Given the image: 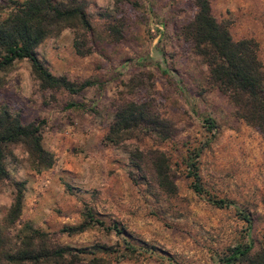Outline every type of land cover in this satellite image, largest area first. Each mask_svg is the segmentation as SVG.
Masks as SVG:
<instances>
[{
  "label": "rangeland",
  "instance_id": "1",
  "mask_svg": "<svg viewBox=\"0 0 264 264\" xmlns=\"http://www.w3.org/2000/svg\"><path fill=\"white\" fill-rule=\"evenodd\" d=\"M10 1L23 0H0V20ZM54 1H76L90 30L66 28L47 37L36 49L38 58L56 77L94 85L74 95L42 90L26 60L0 72L5 83L0 108L19 114L24 124L42 123V146L54 159L50 169L37 173L22 145L9 148L8 177L0 182L1 232L13 237L30 225L46 234L51 246L71 248L77 264H220L237 245L251 241L256 251L264 249V132L238 119L228 99L207 85V67L182 33L196 13L194 5L188 0ZM210 6L234 41L257 43L264 71V0H210ZM77 37L88 51L84 55L74 49ZM128 103L146 105L166 124L164 134L135 132L107 143L115 113ZM207 119L216 129L207 128ZM211 135L198 159L199 174L206 194L231 201L228 208L195 194L186 174L188 151L205 145ZM137 150L144 153L146 181L130 161ZM155 151L169 160L174 194L159 190L151 179L147 163ZM20 183L21 215L8 226L5 217ZM85 209L106 225L116 223L124 234L99 227L61 233L79 225ZM237 211L249 215L250 229ZM127 245L135 251L125 252ZM98 246L111 254L99 253Z\"/></svg>",
  "mask_w": 264,
  "mask_h": 264
},
{
  "label": "trees",
  "instance_id": "2",
  "mask_svg": "<svg viewBox=\"0 0 264 264\" xmlns=\"http://www.w3.org/2000/svg\"><path fill=\"white\" fill-rule=\"evenodd\" d=\"M196 8L191 21L183 28L185 40L190 42L196 54L207 67V85L223 94L234 106L235 115L244 123L264 132V71L258 59V45L253 39L234 41L226 23H219L211 12L210 0H188ZM5 17L0 20V72L10 68L15 62L26 60L31 65L32 74L42 90H63L71 95L78 94L93 86L90 81L76 85L65 77L52 75L38 58L36 49L49 36L66 28L90 30V23L82 6L76 1L69 5L55 3L54 0L10 1ZM77 54L88 51L82 49L79 37L73 43ZM5 83L0 79V87ZM69 108L75 105H68ZM149 112L144 104L128 103L118 109L114 121L106 135L107 143H117L135 132L163 135L166 129ZM158 121V122H157ZM207 128L216 129L212 119H207ZM42 123L24 124L19 114L6 107L0 108V182L8 177L6 159L13 145H22L29 157L30 167L39 173L50 169L53 156L42 146ZM201 147L188 151L185 157L187 177L191 189L217 208L233 206L231 201L214 199L208 196L202 186L198 159L203 150L212 142L214 135ZM163 138V137H162ZM142 151L131 155V163L136 172L145 180ZM152 181L166 194H174L176 187L170 175V163L161 152L155 151L147 163ZM23 184L15 186V196L9 208L5 223L13 226L19 219L23 204ZM242 220L251 228V218L237 211ZM82 222L77 226L65 227L61 233L75 235L91 227H99L123 235L124 230L116 223L106 225L92 209H85ZM99 253L111 254L104 246L96 247ZM147 252V249H137ZM124 251L130 254L135 248L129 245ZM127 256V255H126ZM125 256V257H126ZM69 262L67 263V259ZM77 255L69 247L51 246L47 236L30 225H25L15 236L3 234L0 230V264H77ZM220 264H264V249L258 251L251 241L237 245L230 250L228 257ZM100 264V263H98Z\"/></svg>",
  "mask_w": 264,
  "mask_h": 264
}]
</instances>
